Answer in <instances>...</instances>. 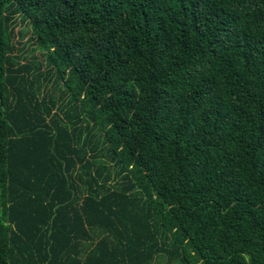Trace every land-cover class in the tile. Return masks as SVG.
Masks as SVG:
<instances>
[{
    "label": "trees",
    "instance_id": "16d2710c",
    "mask_svg": "<svg viewBox=\"0 0 264 264\" xmlns=\"http://www.w3.org/2000/svg\"><path fill=\"white\" fill-rule=\"evenodd\" d=\"M161 261L264 264V0H0V264Z\"/></svg>",
    "mask_w": 264,
    "mask_h": 264
},
{
    "label": "rangeland",
    "instance_id": "374dc122",
    "mask_svg": "<svg viewBox=\"0 0 264 264\" xmlns=\"http://www.w3.org/2000/svg\"><path fill=\"white\" fill-rule=\"evenodd\" d=\"M20 29H22V25H20L19 24V26H18ZM19 28H18V30H19ZM28 38H30V35H28V36H25V38H23L21 41H22V43H24V45H25V50H30L31 48H33V47H36V43L34 42V41H30V39H28ZM28 39V40H27ZM28 52H30V51H27V52H25V55H27L28 57H30L32 54L31 53H29L28 54ZM41 53V51L39 50V51H36V53L35 54H39V57H41L42 56V54H40ZM49 89H51V90H54V92L56 93V95L59 97L60 96V94H61V90H59V89H54V86L53 85H49ZM113 178V177H112ZM156 264H166V262H164V261H161V262H158V263H156Z\"/></svg>",
    "mask_w": 264,
    "mask_h": 264
}]
</instances>
